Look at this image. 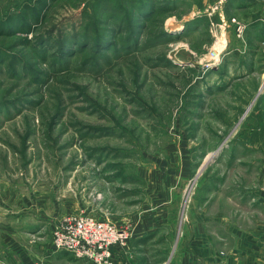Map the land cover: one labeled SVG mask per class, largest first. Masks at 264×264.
Here are the masks:
<instances>
[{
	"label": "rangeland",
	"instance_id": "1",
	"mask_svg": "<svg viewBox=\"0 0 264 264\" xmlns=\"http://www.w3.org/2000/svg\"><path fill=\"white\" fill-rule=\"evenodd\" d=\"M237 7L0 0V264L56 257L66 216L174 250L211 200L242 233L219 235L220 256L264 248L246 235L264 228V15L254 28ZM163 215L177 224L156 229Z\"/></svg>",
	"mask_w": 264,
	"mask_h": 264
},
{
	"label": "crops",
	"instance_id": "2",
	"mask_svg": "<svg viewBox=\"0 0 264 264\" xmlns=\"http://www.w3.org/2000/svg\"><path fill=\"white\" fill-rule=\"evenodd\" d=\"M223 2L234 3L238 6L235 10L243 11L247 16L253 15V17H250L249 23L251 27L254 28L256 25L253 24V21L258 22L256 20L259 18L257 15H264V9L258 2V8H261L258 14L252 11V6L249 5L250 2L245 1L243 3L241 0H223ZM257 24L262 28L261 24ZM254 34L260 36L257 30L254 31ZM170 187L171 190H173L176 185H170ZM221 204L220 201L211 200L207 202V206L205 207L211 210L207 211L203 209L202 212L196 213L194 215L195 217H185L189 225L185 223L184 227L181 225L180 239L174 250H169V248L162 249V246L159 244V240L162 236L160 230L155 233L154 237L145 238L144 236H146V233L142 231V228H136L135 231H131V234L129 233L130 238L127 247L113 250L111 264H264V248L262 247H234L227 249V251L225 250V253L223 252L224 256L223 254L220 256L219 247L217 246L219 243L218 239H220L219 235L226 232V239L230 240L235 238L237 232V234H242L239 233L240 231L233 221L235 218L234 211L231 213L227 212V216H225L226 212L223 211L221 215ZM170 206L171 208H176V205L175 207L172 204ZM201 207H203V205ZM251 207L255 209V206L251 205ZM175 219L174 222V216L167 217V215H163L161 217H156L153 222H155L157 226L159 224L175 225L177 224L178 216H176ZM137 220L133 223L137 222ZM157 228H159V226L156 227V229ZM249 232H247L246 235H250V240H255L256 238L262 239L264 237V228L262 227L255 230V232ZM164 239L166 240V233L164 234ZM171 240L172 235L169 236L168 239L169 245ZM243 242L244 238L242 237L241 243L243 244ZM150 248H156L158 251L152 254L151 251H148ZM23 254L24 253H21L20 256ZM54 256L56 257L37 259L35 264H92L79 261L64 251L55 253ZM23 261L25 264H28L25 260Z\"/></svg>",
	"mask_w": 264,
	"mask_h": 264
},
{
	"label": "built area",
	"instance_id": "3",
	"mask_svg": "<svg viewBox=\"0 0 264 264\" xmlns=\"http://www.w3.org/2000/svg\"><path fill=\"white\" fill-rule=\"evenodd\" d=\"M264 9V0H254ZM241 34L244 26L236 22ZM129 234L118 229L107 218L97 220L89 215L66 216L58 221L52 231L56 250L69 253L73 258L92 264H111L113 250L126 247Z\"/></svg>",
	"mask_w": 264,
	"mask_h": 264
}]
</instances>
